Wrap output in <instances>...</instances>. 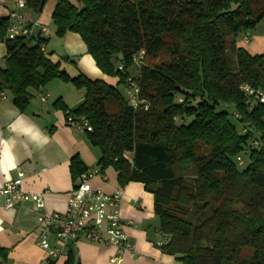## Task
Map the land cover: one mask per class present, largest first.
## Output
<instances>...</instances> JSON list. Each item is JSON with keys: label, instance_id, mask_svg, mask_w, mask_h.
Listing matches in <instances>:
<instances>
[{"label": "trees", "instance_id": "trees-1", "mask_svg": "<svg viewBox=\"0 0 264 264\" xmlns=\"http://www.w3.org/2000/svg\"><path fill=\"white\" fill-rule=\"evenodd\" d=\"M47 1L25 0L26 9L40 14ZM76 2L56 0L55 36L78 35L117 85L69 78L40 51L45 39H7L0 20L7 52L0 92L22 113L29 88L59 80L83 90L70 114L89 122L98 170L111 167L120 186L141 183L153 195L167 255L180 264H264V106L246 104L240 90L264 91V53L250 55L236 43L264 19V0ZM129 78L146 109H133L124 96ZM69 172L75 182L88 170L74 156ZM64 264H79L71 250Z\"/></svg>", "mask_w": 264, "mask_h": 264}, {"label": "crops", "instance_id": "crops-1", "mask_svg": "<svg viewBox=\"0 0 264 264\" xmlns=\"http://www.w3.org/2000/svg\"><path fill=\"white\" fill-rule=\"evenodd\" d=\"M68 1L78 6L76 1ZM55 5L56 0H48L40 14L26 8L19 10L30 24L46 26L43 54L71 79L82 75L90 81H102L115 87L118 79L101 73L78 35L55 36L51 19ZM15 10L9 0H0V20L8 22L9 14ZM249 44V39L247 42L243 38L237 40V46L250 55L264 53V40ZM6 53L5 44L0 43V68H4ZM136 74V70L131 72V76ZM27 91L31 99L22 113L14 107L8 92H0V188L15 179L20 171L23 173L22 190L41 194L47 212L62 213L69 191L78 183V179L75 182L71 179L70 159L78 156L88 171L99 168V151L89 144L86 133L75 132L65 122V112L70 113L83 100L84 92L59 80ZM57 100L66 107L65 112L56 106ZM125 158L131 162L132 154H125ZM89 184L105 194L121 191L117 208L133 252L125 255L119 264H180L157 247L162 235L154 214V198L143 184L130 182L120 186L117 172L111 167L92 177ZM40 212L33 203L21 201H15L12 209H6L0 198V249L3 251L0 264H64L68 250L74 253L79 264H114L111 260L116 256L115 248L89 242L82 236L67 243L64 257L48 258L35 239ZM49 242L50 248L56 247L52 236Z\"/></svg>", "mask_w": 264, "mask_h": 264}, {"label": "built area", "instance_id": "built-area-1", "mask_svg": "<svg viewBox=\"0 0 264 264\" xmlns=\"http://www.w3.org/2000/svg\"><path fill=\"white\" fill-rule=\"evenodd\" d=\"M16 8L8 16L6 38L10 40L18 38H35L37 41L44 39L47 28L43 24H30L19 10L26 8L25 0H9ZM246 42L248 38H243ZM39 48L44 53V44L39 42ZM143 51L132 57L133 65L140 68L143 62ZM122 72V66L118 67ZM240 90L245 97V103L253 105L258 103L264 106V91L253 89L248 85H242ZM124 96L129 105L136 109L143 106L145 102L138 98L139 89L129 78L123 88ZM43 100V98H42ZM65 122L75 132H91L89 122L82 116L75 117L65 112ZM243 161L239 158L238 165ZM98 169L82 174L78 183L69 191L66 208L62 213L47 212L44 209L41 194L28 193L22 190L23 173L18 171L17 177L9 180L0 188V198L6 209H12L15 201L31 202L41 212L37 217L38 230L36 232V244L51 260L65 256L64 248L70 241H75L78 236L84 237L92 243L111 246L116 249V256L111 260L119 264L125 255L133 252L128 237L121 223V217L117 204L121 198V191L105 194L99 189L91 188L89 180L100 175ZM54 238L56 247L50 248L49 237ZM168 239L162 236L157 247L162 248Z\"/></svg>", "mask_w": 264, "mask_h": 264}, {"label": "rangeland", "instance_id": "rangeland-1", "mask_svg": "<svg viewBox=\"0 0 264 264\" xmlns=\"http://www.w3.org/2000/svg\"><path fill=\"white\" fill-rule=\"evenodd\" d=\"M76 1V0H73ZM248 39L250 40V44L249 45H255L258 42H261L264 40V19L259 22L255 29L252 30L249 34H248ZM237 43V42H236Z\"/></svg>", "mask_w": 264, "mask_h": 264}]
</instances>
